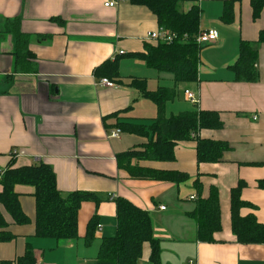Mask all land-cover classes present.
<instances>
[{
    "label": "crops",
    "instance_id": "1",
    "mask_svg": "<svg viewBox=\"0 0 264 264\" xmlns=\"http://www.w3.org/2000/svg\"><path fill=\"white\" fill-rule=\"evenodd\" d=\"M109 1L117 5L105 7ZM227 1L181 0L182 12L193 5L200 10L199 33L214 30L218 38L200 52L197 82L176 84L172 75L128 58L144 52L150 43L147 34L160 29L156 16L144 6L126 0H0L1 177L10 166L43 163L52 168L63 196L84 192L98 200L81 203L78 239L38 238L35 189L15 186L30 223L14 225L4 214L15 238L0 244V263H14L31 249L34 264H95L102 239L116 233L115 200L123 198L150 213L154 236L161 242L162 264H264V245L239 244L230 218V193L241 182V199L250 206L240 215H253L264 224V190L258 187L264 181V43L257 47L256 82L236 81L230 69L241 43L258 41L264 7L253 20L250 0H241L234 7L233 21L224 24ZM16 19L28 37L22 51L30 54L21 65L28 72L16 65V40L5 28L6 21ZM117 56L119 83L94 76L97 67ZM102 79L114 87H101ZM132 79H144L149 91L175 89V100L165 106L166 117L193 110L217 113L222 128L203 129L198 137L227 143L230 149L222 161L198 163L197 142L192 139L177 143L172 162L131 161L147 170L184 173L188 181L180 185L132 178L120 169L117 155L142 147L147 140L123 133L116 125L149 124L157 116L155 104L129 86ZM185 90L196 97V106L186 101ZM119 112L117 118L111 117ZM115 130L120 133L113 138ZM212 190L218 196L221 229L213 242L203 243L195 239L196 224L186 213L197 200L208 199ZM93 217L97 227L93 242L86 246L83 238ZM149 255L150 247L144 244L140 264H149Z\"/></svg>",
    "mask_w": 264,
    "mask_h": 264
},
{
    "label": "trees",
    "instance_id": "2",
    "mask_svg": "<svg viewBox=\"0 0 264 264\" xmlns=\"http://www.w3.org/2000/svg\"><path fill=\"white\" fill-rule=\"evenodd\" d=\"M131 5L144 6L156 16L158 26L168 34H174L172 43L150 42L145 51L128 55L138 59L158 73L172 75L176 84H190L198 80L199 55L203 48L196 42L199 34L200 10L193 5L190 11H181V0H126ZM241 0H228L224 4L221 21L229 24L233 21L235 5ZM253 20L258 19L264 0H250ZM19 20L6 21V31L16 40V65L20 71H30L21 65L26 64L29 52L22 48L28 43V37L19 30ZM264 43V29L259 33L256 43L242 42L236 62L230 67L239 82L254 83L257 81L255 63L257 47ZM26 48V47H25ZM121 57L107 60L94 70L96 78H107L120 82L119 62ZM130 87L139 91L140 95L153 102L157 116L149 124L118 123V129L127 134L145 138L147 143L142 147L117 155L120 169L127 171L132 178L154 180L180 185L188 181V176L179 172L147 170L132 166L131 161L172 162L175 160L174 149L179 142L195 140L198 163H219L229 145L225 142L201 140L198 134L203 129L219 130L222 122L215 112L193 110L166 117L165 106L175 100V89L161 87L149 91L144 79H132ZM196 106V105H195ZM119 113L111 115L117 118ZM17 185L31 186L35 189V236L50 238L56 241H72L79 238L77 231L78 210L82 202H98L95 195L84 192H73L63 196L56 185V177L49 165L39 163L18 168L8 167L0 180V244L12 241L15 236L9 231L6 214L14 225L24 226L30 219L23 213L18 195L14 192ZM244 184L239 183L230 193L231 231L239 244L264 245V224L257 222L255 216L242 217L240 210L248 207L241 199ZM264 190V181L258 182ZM116 233L112 237L103 238L99 247L95 264H140L144 244L150 247L149 264L161 263V242L154 236V227L149 212L138 208L123 198L115 200ZM186 217L196 224L195 239L199 242H213V235L220 231V209L216 190H212L208 199H199ZM97 219L93 217L87 224L84 242L89 246L93 242ZM34 255L27 249L23 257L14 263L0 264H34Z\"/></svg>",
    "mask_w": 264,
    "mask_h": 264
},
{
    "label": "built area",
    "instance_id": "3",
    "mask_svg": "<svg viewBox=\"0 0 264 264\" xmlns=\"http://www.w3.org/2000/svg\"><path fill=\"white\" fill-rule=\"evenodd\" d=\"M117 5L116 1H109L105 3V7H114ZM218 36H217V32L214 30H207L204 32H201L198 34L197 38H196V42L199 45H209V44H213L216 42ZM175 39V35L174 34H168L167 32L163 31L162 29H159L158 31H154V32H150L147 34L146 36V40L148 42H162V43H172V41ZM122 54V53H121ZM99 85L101 87H114V84L107 80V79H102L99 82ZM184 97L186 99V101L190 102L192 105H197L198 100L196 99V97L189 91L185 90L184 91ZM120 131L119 130H115L113 132H111L110 136L111 137H118ZM13 155H16V151L14 150L12 152ZM0 180H1V174H0ZM191 199H193V197H191ZM161 210H164V207L160 208ZM98 229H100V226H98ZM189 264H194L191 261L189 262Z\"/></svg>",
    "mask_w": 264,
    "mask_h": 264
},
{
    "label": "rangeland",
    "instance_id": "4",
    "mask_svg": "<svg viewBox=\"0 0 264 264\" xmlns=\"http://www.w3.org/2000/svg\"><path fill=\"white\" fill-rule=\"evenodd\" d=\"M150 71V70H149ZM154 73V72H153ZM152 81V79H150V82ZM153 82V81H152ZM151 84V83H150ZM188 264H189V262H188Z\"/></svg>",
    "mask_w": 264,
    "mask_h": 264
}]
</instances>
